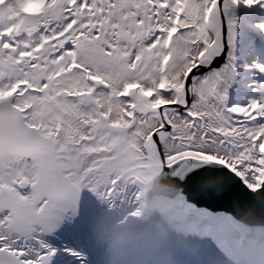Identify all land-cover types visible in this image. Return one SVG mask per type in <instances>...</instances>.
I'll list each match as a JSON object with an SVG mask.
<instances>
[{
	"label": "snow or ice",
	"instance_id": "snow-or-ice-1",
	"mask_svg": "<svg viewBox=\"0 0 264 264\" xmlns=\"http://www.w3.org/2000/svg\"><path fill=\"white\" fill-rule=\"evenodd\" d=\"M156 159L264 189V0H0V264H90Z\"/></svg>",
	"mask_w": 264,
	"mask_h": 264
},
{
	"label": "water",
	"instance_id": "water-1",
	"mask_svg": "<svg viewBox=\"0 0 264 264\" xmlns=\"http://www.w3.org/2000/svg\"><path fill=\"white\" fill-rule=\"evenodd\" d=\"M157 161L160 162V160ZM186 174V172H170L162 163H159L156 170L149 176L150 180H143L145 182L143 185H136L134 193L126 190L127 197L123 195L121 200L127 206L128 211H131L129 218L138 213L137 206L140 201L142 209L161 216L177 217L179 211L196 212L209 208L220 210L230 222L236 221V223L252 228H264V189L254 191L251 187L236 183L235 178L226 170H217L192 181L182 182ZM100 197L107 198L108 196L100 195ZM106 200L104 199L103 202ZM122 202L118 201V206ZM133 209L135 210L132 211ZM126 212V208H120L113 211L105 220L92 217L87 223L88 227L92 231L110 228L113 223L121 219V216L126 215ZM175 226L174 228L172 226L173 229L170 225L155 227L152 223L147 224L138 217L132 218L131 227L135 233V240L131 251L136 252L126 256L124 264H133L141 248L143 250L148 248V243L143 245L138 240V235L143 234L142 231L147 235L143 234L145 238L151 237L154 251L150 249L149 257L150 261L155 262L154 252L160 254L165 247L164 241L167 242L176 236ZM120 230H125V228L122 227ZM106 246L102 241L94 250V255L95 253L98 255L99 252L104 256V262L99 264H110L108 260L113 257V252L110 249L106 251ZM88 253L92 252L88 251Z\"/></svg>",
	"mask_w": 264,
	"mask_h": 264
},
{
	"label": "bare ground",
	"instance_id": "bare-ground-1",
	"mask_svg": "<svg viewBox=\"0 0 264 264\" xmlns=\"http://www.w3.org/2000/svg\"><path fill=\"white\" fill-rule=\"evenodd\" d=\"M208 220H198L199 223L202 225L206 222V224L210 223V215L208 214ZM178 217H155L154 216V224L161 225L163 221H166L172 228L174 225L178 223ZM215 221V220H214ZM149 224V223H147ZM213 224V223H211ZM208 227V226H207ZM230 227V222L228 220H224L220 218L217 220L216 224H213L208 227L210 230L205 233L203 229L204 235H206L205 239L200 240H191L188 243L192 246V249L185 252V249H180V235L175 236L171 240L165 242L164 241V248L162 249L160 255L156 258V263L154 260L150 261V253L151 248L153 247V242L151 237L148 238L145 243H148V248L142 249L136 254L135 260L133 264H177V259L179 254L185 253L187 254V258L189 259L192 253H201L202 257L207 260H210L211 254L214 253L212 256L216 259L214 262L202 263V264H224V262L219 261L220 257H222L219 253L221 251L215 252L216 245L217 246H224L225 251L228 255L236 257L237 260L243 262L245 258V262L249 260L250 264H264V233L259 232V230H254V228L246 227L243 228V239L240 241V245H237L235 242L236 231L233 234H228ZM172 228V229H173ZM190 229H193V226H190ZM217 229V231L215 230ZM167 230V229H166ZM114 233L109 232L104 239V244L110 247V251L112 252L111 248V238ZM228 234V235H227ZM227 235V237H226ZM191 239V238H190ZM225 240V243H224ZM144 243V244H145ZM143 244V245H144ZM155 244V243H154ZM136 251H131L128 253L127 257L134 254ZM144 254V255H143ZM142 256V257H140ZM148 257L145 261L144 258ZM200 258V259H201ZM98 263L104 262V256L98 254V259L96 260ZM90 262V261H89ZM91 263V262H90Z\"/></svg>",
	"mask_w": 264,
	"mask_h": 264
},
{
	"label": "clouds",
	"instance_id": "clouds-1",
	"mask_svg": "<svg viewBox=\"0 0 264 264\" xmlns=\"http://www.w3.org/2000/svg\"><path fill=\"white\" fill-rule=\"evenodd\" d=\"M135 233L131 228L114 232L111 238L113 264H124L125 257L134 245Z\"/></svg>",
	"mask_w": 264,
	"mask_h": 264
},
{
	"label": "rangeland",
	"instance_id": "rangeland-1",
	"mask_svg": "<svg viewBox=\"0 0 264 264\" xmlns=\"http://www.w3.org/2000/svg\"><path fill=\"white\" fill-rule=\"evenodd\" d=\"M208 213L213 214V215H218V216H220V217H223L225 220H228V218H226V217L224 216V214H223L220 210H213V209H210ZM84 246H85V242H84ZM106 251H108L107 247H106ZM90 256H91V257H90ZM90 256L88 255V259H89L90 262L92 261L91 264H97L95 256H93V255H90ZM112 258H113V257H112ZM112 258H110V259L108 260L110 264H113V260H112Z\"/></svg>",
	"mask_w": 264,
	"mask_h": 264
}]
</instances>
